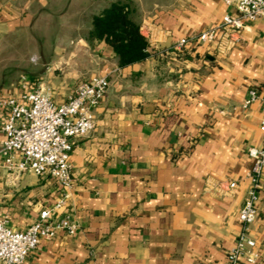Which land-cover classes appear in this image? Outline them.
<instances>
[{"label": "crops", "instance_id": "0c3cea01", "mask_svg": "<svg viewBox=\"0 0 264 264\" xmlns=\"http://www.w3.org/2000/svg\"><path fill=\"white\" fill-rule=\"evenodd\" d=\"M112 1L0 0V70L17 63L6 53L19 39L51 47L0 86V102L19 98L23 82L61 104L81 81H109L93 131L74 141L73 186L56 213L71 211L77 231L41 241L23 264H226L250 187L248 152L262 142L260 101L242 105L250 90L264 97V16L233 47L218 35L178 51V40L231 13L224 1L137 0L149 56L120 67L109 45L82 34ZM6 116L0 105V127ZM4 140L0 132V150ZM4 164L0 154V218L24 231L61 192L48 176ZM257 211L241 264H264V171Z\"/></svg>", "mask_w": 264, "mask_h": 264}, {"label": "built area", "instance_id": "2783aa9c", "mask_svg": "<svg viewBox=\"0 0 264 264\" xmlns=\"http://www.w3.org/2000/svg\"><path fill=\"white\" fill-rule=\"evenodd\" d=\"M231 13L226 14L215 27L181 38L175 49L216 41L218 35L227 39L228 47L239 44L248 24L264 16V0H223ZM19 98L9 96L0 102L7 111L0 132L5 140L0 154L8 173L19 175L30 172L38 177L48 176L57 184L61 199L50 208L43 209L38 219L24 231H13L0 218V264H23L41 241L53 239L57 233L74 235L76 223L71 211L56 213L65 206L73 186L70 154L74 141L89 135L94 129L93 110L102 101L109 88L106 77H91L77 84L61 104L54 103L41 89L29 91L27 83L21 85ZM260 101L262 117L259 131L261 146L248 152L252 166L247 174L250 187L246 192L237 219L241 231L227 252L226 264H241L246 253L255 247L249 227L257 218V200L260 178L264 171V97L250 90L242 108ZM17 157V158H16ZM234 182L229 188H235Z\"/></svg>", "mask_w": 264, "mask_h": 264}, {"label": "trees", "instance_id": "16d2710c", "mask_svg": "<svg viewBox=\"0 0 264 264\" xmlns=\"http://www.w3.org/2000/svg\"><path fill=\"white\" fill-rule=\"evenodd\" d=\"M141 15L137 0H113L94 15L91 29L83 30L82 34L87 35L86 40H103L112 48L117 64L120 67L128 66L149 56V45L140 33ZM38 46L46 54V46ZM15 66V63H11L0 70V86L23 74H17Z\"/></svg>", "mask_w": 264, "mask_h": 264}, {"label": "rangeland", "instance_id": "374dc122", "mask_svg": "<svg viewBox=\"0 0 264 264\" xmlns=\"http://www.w3.org/2000/svg\"><path fill=\"white\" fill-rule=\"evenodd\" d=\"M20 40V41H19ZM18 40V45H16L13 49L9 48V52L6 53V57L8 59H16V66L15 68L17 69V74L20 72H23L26 64V60L31 56V58L35 57L36 54L39 55L40 53V48L38 45H25L24 41L19 39ZM46 49V55L48 54L49 56L51 53L49 52L51 47H44ZM3 64V63H1Z\"/></svg>", "mask_w": 264, "mask_h": 264}]
</instances>
